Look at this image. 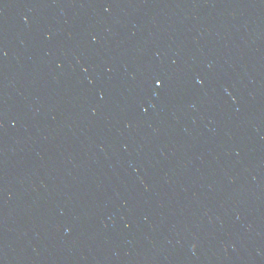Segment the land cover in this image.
<instances>
[{
	"label": "water",
	"instance_id": "95a60500",
	"mask_svg": "<svg viewBox=\"0 0 264 264\" xmlns=\"http://www.w3.org/2000/svg\"><path fill=\"white\" fill-rule=\"evenodd\" d=\"M0 264H264V0H0Z\"/></svg>",
	"mask_w": 264,
	"mask_h": 264
},
{
	"label": "snow or ice",
	"instance_id": "6c2138e0",
	"mask_svg": "<svg viewBox=\"0 0 264 264\" xmlns=\"http://www.w3.org/2000/svg\"><path fill=\"white\" fill-rule=\"evenodd\" d=\"M155 84H156L157 86H160V85L162 84V81L159 80V79H157V80L155 81Z\"/></svg>",
	"mask_w": 264,
	"mask_h": 264
}]
</instances>
